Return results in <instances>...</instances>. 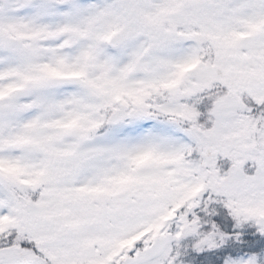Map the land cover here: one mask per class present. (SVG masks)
Segmentation results:
<instances>
[{"label":"snow or ice","instance_id":"obj_1","mask_svg":"<svg viewBox=\"0 0 264 264\" xmlns=\"http://www.w3.org/2000/svg\"><path fill=\"white\" fill-rule=\"evenodd\" d=\"M0 264H264V0H0Z\"/></svg>","mask_w":264,"mask_h":264}]
</instances>
